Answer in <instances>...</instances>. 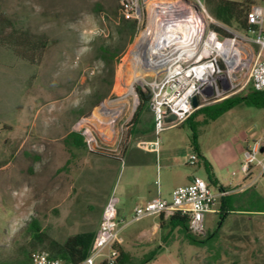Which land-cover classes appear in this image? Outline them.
Masks as SVG:
<instances>
[{
    "label": "rangeland",
    "instance_id": "obj_1",
    "mask_svg": "<svg viewBox=\"0 0 264 264\" xmlns=\"http://www.w3.org/2000/svg\"><path fill=\"white\" fill-rule=\"evenodd\" d=\"M153 3L143 4L138 31L131 37L122 22L121 0H0L2 26L6 28L2 37L8 36L13 26L44 34L49 41L32 63L0 40V162L11 158L12 169L19 173V186L25 183V172L19 169L22 163L33 161L35 168L37 164L49 166L53 188L63 190V201L52 202L50 210L35 209L33 215L26 211L24 191L16 192L17 199L10 202L14 216L11 220L0 218V261H15L22 257L24 247H31L29 222L33 218L59 241L96 231L101 221L99 208L109 194L132 199L142 191L144 179L134 174L140 165L150 169L145 182L153 187L158 179L154 166L170 160L175 165L176 181L196 173L215 192L220 185L242 176L241 161L247 146L254 141L264 143V107L246 100L216 119L196 112L190 120L166 127L159 134L151 109L136 120L138 88L148 91L150 83L163 74L162 66L144 71L145 81L136 84L137 97L130 96L120 114L103 117L107 103L127 91L126 84L136 68L132 54L143 32L149 29V42L141 52L146 60L150 41L164 30V26L149 25L151 6L160 2ZM252 4L264 7V0H253ZM213 18L208 28H221L216 31L223 36L248 34L251 40L257 36ZM247 43L258 49L253 41ZM88 128L95 139L89 137ZM72 131L83 135L85 146L78 145V134L67 138ZM194 133L200 153L212 164L211 173L193 147ZM151 134L159 150L157 158L152 154V160L150 154L135 147L146 145ZM5 141L12 142L9 154ZM22 141L25 144L19 149ZM194 153L199 157L197 164L189 162ZM258 189L264 193L263 181ZM257 204L264 206V202ZM135 206L132 201V208L119 219V235L127 249L142 256L159 245H128L150 223L134 218ZM218 212L206 213V232L200 238L208 239L209 233L219 228L222 216ZM171 238L149 264H264V213L227 216L216 241L211 236L206 246L193 244L180 233Z\"/></svg>",
    "mask_w": 264,
    "mask_h": 264
},
{
    "label": "built area",
    "instance_id": "obj_2",
    "mask_svg": "<svg viewBox=\"0 0 264 264\" xmlns=\"http://www.w3.org/2000/svg\"><path fill=\"white\" fill-rule=\"evenodd\" d=\"M168 1V0H153ZM151 0H121L122 14L126 19L141 21L143 4ZM179 7L172 13L174 34L163 74L150 83V108L154 113L155 132L159 134L166 127L182 124L197 109L219 101L234 93L252 87L264 91V7L254 4L248 15V32H256L251 40L248 34L235 33L223 36L208 28V21L214 18L205 0H172ZM258 45L255 50L247 42ZM226 94V95H225ZM225 95L224 97H222ZM197 96L199 106L193 105ZM176 114L177 119L166 122L165 117ZM263 155V156H261ZM189 162L197 164L196 153ZM241 170L250 180L249 186L264 182V143L254 141L244 151ZM226 189L213 192L209 182L195 175L189 184L177 187L172 199L161 197L150 200L135 209V219L147 215H172L181 210L190 215V230L193 234H205L206 213L217 212L220 197ZM119 210L117 201L112 199L106 206L99 228L96 231L90 254L80 264H97L107 260L111 264L117 255L114 248L119 243ZM107 251V252H106ZM103 258H100L102 257ZM31 264H69L61 257H52L46 251L32 253Z\"/></svg>",
    "mask_w": 264,
    "mask_h": 264
},
{
    "label": "trees",
    "instance_id": "obj_3",
    "mask_svg": "<svg viewBox=\"0 0 264 264\" xmlns=\"http://www.w3.org/2000/svg\"><path fill=\"white\" fill-rule=\"evenodd\" d=\"M206 5L210 13L219 21L228 24L236 25L239 29L248 31V15L254 4L253 0H205ZM2 16L3 13L0 12V40L6 46L11 48L16 55L22 57L29 62H36L39 53L49 45V41L44 34H35L28 29H20L12 26V31L8 36L2 37L1 33L6 30L2 26ZM122 22L124 26L129 29L131 37L135 36L138 31V21L136 19H126L123 16ZM10 23V22H9ZM12 25V24H11ZM216 30L222 31L221 28L215 27ZM140 96V105L135 114V119L142 115L143 112L150 110V99L151 90L148 91L143 88H138ZM248 101L259 107H264V91H257L252 87H248L243 94L234 95L228 97L220 102L203 106L197 109L188 119L190 120L196 112L205 113L209 119H216L221 116L226 111L230 110L234 106L243 101ZM207 121V119H206ZM79 135V141L77 142L79 146H85L86 142L81 133L72 131L67 138L71 135ZM193 147L198 151L200 158L206 165L209 173L212 172V164L208 161L199 151V145L197 142V135L194 133L193 137ZM214 182V181H212ZM225 189L224 187H221ZM255 211L264 212V206L254 205ZM230 212L236 209H229ZM225 212L221 213L222 222H220L219 228L223 225ZM229 214V213H227ZM162 225L164 226L167 222L171 231L177 230L178 233L182 234L185 239L189 242L196 244L198 246H206L207 240L212 236L216 238L218 236L219 228L214 233H209L208 239H202L200 236L193 234L190 230V215L189 213H183L181 210L175 211L172 215L166 217L165 215H160ZM29 228L33 234V241L31 247H24L22 250V257L15 261H0V264H31L32 253L35 251H46L52 257H61L66 260L69 264H80L85 258L90 254L95 231L82 232L77 234L69 235L64 241H59L51 237L47 232L43 230L39 221L37 219H32L29 222ZM213 246V245H211ZM41 248V249H39ZM114 248L117 250V255L115 256L111 264H149L153 260L157 253L163 249V245H159L157 249L150 251L148 254H143L142 256H136L131 251L125 249L120 243H115ZM211 248V247H210ZM97 264H108L107 260L98 262Z\"/></svg>",
    "mask_w": 264,
    "mask_h": 264
},
{
    "label": "crops",
    "instance_id": "obj_4",
    "mask_svg": "<svg viewBox=\"0 0 264 264\" xmlns=\"http://www.w3.org/2000/svg\"><path fill=\"white\" fill-rule=\"evenodd\" d=\"M11 138L12 137H9L6 140ZM156 142L157 141L152 138L151 134V136L147 137L146 145H135V147L142 154H150L149 158L152 160V154H155L157 158L159 152L158 148L154 145ZM6 143L8 144V141H5V144ZM10 144H12V142L9 141V144L4 146L8 154L9 149H11ZM24 144L25 142L22 141L18 148L22 149ZM1 148L2 142L0 140V153L2 151ZM201 155L206 158L204 154L201 153ZM13 165L14 163L11 158H8L4 163L0 162V202L2 205L0 206V218H4L5 220L12 219L14 215H12L13 208L11 207L10 202H13L15 201V199H17L16 192L18 191H21L22 193L24 191L25 208L26 211H28V213L31 215H33L35 209L50 210V204L52 202L60 203L61 201H63L60 195L63 190L59 188L55 189V187L53 188L54 185L51 183L52 173L50 171L49 166L37 164L35 168V164L33 161H26L25 163H22L19 166V169L22 173L25 172V183L20 184L19 186L17 184L19 173L12 169ZM154 168L158 176L157 184L155 183L154 187L153 185L151 186V183L145 182L146 176L149 173L150 169L141 165L138 166V168L135 169L134 174L137 175L138 178L144 179L143 183L141 182V184L143 185L142 191L135 198L132 199H124L121 198L119 195L109 194L106 200L101 204L99 208L100 220L102 219V215L107 204L112 199H115L117 201L120 219L121 217H125L127 211L132 208V201H134L136 209L139 206L146 205L150 200L157 197L171 200L172 193L177 187L189 184L193 176L197 175L196 173H194L188 175V178L186 180L176 181L175 165L172 164L170 160L164 162V164L157 162V165L156 167L154 166ZM129 182L132 186H135L133 185L131 179ZM260 183L261 181L255 183L252 186H249L250 180L242 171V176L240 178L233 180V182L229 183L228 185H220L217 191L215 192L219 193L221 187H224L228 191V193L225 194L223 197L219 198L217 208L218 211L220 210V212H217L220 213V215L222 212H225L224 220L227 218V216L233 214L264 213L253 210L255 209L254 205H256L257 202H264V193H260L258 189ZM167 196H170V198H167ZM230 208L236 210L230 212ZM146 219L150 220V223L143 226L136 234L134 238L135 241L131 243L129 242L128 245H153L154 243H157L158 245H163V247L165 248V246L168 245V242L172 239V235L178 233L176 229L171 231L167 222L163 226L160 216L147 215L140 220ZM99 225L97 229L99 228ZM119 239L120 245L127 249L124 246V238L119 235ZM129 251H131L136 256H141V254L135 253L134 250ZM99 261H101V259Z\"/></svg>",
    "mask_w": 264,
    "mask_h": 264
},
{
    "label": "bare ground",
    "instance_id": "obj_5",
    "mask_svg": "<svg viewBox=\"0 0 264 264\" xmlns=\"http://www.w3.org/2000/svg\"><path fill=\"white\" fill-rule=\"evenodd\" d=\"M154 3V5L151 6L149 25L152 27L156 26L157 28H162L164 26V30L162 32L156 33L153 40L150 41L147 51L148 58L146 60L141 58V52L143 47L149 42L147 39L149 29L143 32V35L141 36L132 54V58H135L136 68L134 69L133 76L126 84L125 88L127 91L121 97L111 100L107 103L102 114L104 118L107 116H116L120 114L129 103L130 96L137 97L136 84L143 83L145 81L144 71L161 66L164 67L169 60V52L172 46L174 34V26L171 22L172 17L170 16L175 10L178 9L179 4L178 2L169 1H155ZM91 129L88 128L87 132L90 138L95 139L93 130Z\"/></svg>",
    "mask_w": 264,
    "mask_h": 264
},
{
    "label": "water",
    "instance_id": "obj_6",
    "mask_svg": "<svg viewBox=\"0 0 264 264\" xmlns=\"http://www.w3.org/2000/svg\"><path fill=\"white\" fill-rule=\"evenodd\" d=\"M193 105L195 106V107H198L199 106V102H198V98H197V96H195L194 98H193ZM177 119V115L176 114H170V115H167L166 117H165V121L166 122H172V121H174V120H176Z\"/></svg>",
    "mask_w": 264,
    "mask_h": 264
}]
</instances>
